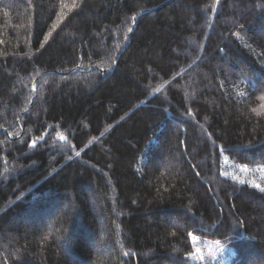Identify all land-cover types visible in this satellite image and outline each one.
Wrapping results in <instances>:
<instances>
[{
    "label": "trees",
    "instance_id": "trees-1",
    "mask_svg": "<svg viewBox=\"0 0 264 264\" xmlns=\"http://www.w3.org/2000/svg\"><path fill=\"white\" fill-rule=\"evenodd\" d=\"M262 98L264 0H0V264H264Z\"/></svg>",
    "mask_w": 264,
    "mask_h": 264
},
{
    "label": "rangeland",
    "instance_id": "rangeland-1",
    "mask_svg": "<svg viewBox=\"0 0 264 264\" xmlns=\"http://www.w3.org/2000/svg\"><path fill=\"white\" fill-rule=\"evenodd\" d=\"M196 240V238H193ZM204 245V248L202 249L203 252H201V249L198 248L199 251H197V253L199 254V256H202V258L204 257L203 255L207 254L209 256V258H214L215 260L219 259L226 251V248L223 246H217L216 244H212L211 242H206L203 241L202 243ZM228 251V249H227ZM219 263V262H217ZM216 263V264H217Z\"/></svg>",
    "mask_w": 264,
    "mask_h": 264
},
{
    "label": "snow or ice",
    "instance_id": "snow-or-ice-1",
    "mask_svg": "<svg viewBox=\"0 0 264 264\" xmlns=\"http://www.w3.org/2000/svg\"><path fill=\"white\" fill-rule=\"evenodd\" d=\"M63 17L61 16L60 17V19H62ZM57 25L56 24H54L53 25V29H55V27H56ZM49 35H51V32L49 33ZM45 40H47V37H45ZM41 47H43V45H41ZM262 99H264V98H262ZM253 111L255 112V111H257L256 109H253ZM257 114H259V113H257ZM58 135H60V134H58ZM60 139L61 140H63L64 139V137H63V135H60ZM77 155H79V153H77ZM245 171H247V169H244ZM262 171H264V170H262ZM235 178V177H234ZM253 186L254 187H256V188H258L259 190H261V191H264V187H261V185L260 184H255V183H253ZM45 239H47V237H45ZM197 251H199L198 249H197ZM127 253H125V255H126ZM202 258V257H201Z\"/></svg>",
    "mask_w": 264,
    "mask_h": 264
},
{
    "label": "water",
    "instance_id": "water-1",
    "mask_svg": "<svg viewBox=\"0 0 264 264\" xmlns=\"http://www.w3.org/2000/svg\"><path fill=\"white\" fill-rule=\"evenodd\" d=\"M147 12H149V11H144V12L138 13V14H136V15L133 17V25H132V28H131L130 32H132V31L134 30V28H135V24H134L135 19H136L137 17H139L140 15H143V14H145V13H147ZM78 69H79V68H75V69H73V71H77ZM35 83H36V81H34L33 84H32L33 96H34V94H35V89H34ZM33 96H32V97H33Z\"/></svg>",
    "mask_w": 264,
    "mask_h": 264
}]
</instances>
